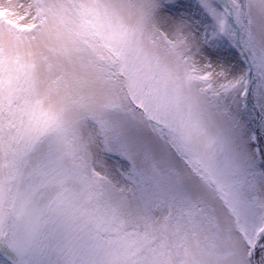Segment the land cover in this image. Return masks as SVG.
Listing matches in <instances>:
<instances>
[{
  "label": "snow or ice",
  "instance_id": "6c2138e0",
  "mask_svg": "<svg viewBox=\"0 0 264 264\" xmlns=\"http://www.w3.org/2000/svg\"><path fill=\"white\" fill-rule=\"evenodd\" d=\"M0 264H264V0H0Z\"/></svg>",
  "mask_w": 264,
  "mask_h": 264
}]
</instances>
